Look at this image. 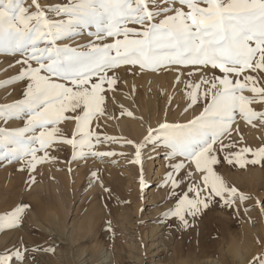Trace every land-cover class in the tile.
<instances>
[{"label":"snow or ice","instance_id":"snow-or-ice-1","mask_svg":"<svg viewBox=\"0 0 264 264\" xmlns=\"http://www.w3.org/2000/svg\"><path fill=\"white\" fill-rule=\"evenodd\" d=\"M82 32L94 39L59 43ZM0 53L12 57L0 71L17 69L0 80V87L25 82L22 99L0 104V120H23L22 127H0V162L20 160V170L31 171L58 140L72 146L73 159L113 155L92 151L93 137L97 143L101 139L90 126L105 115V86L110 91L118 86L117 69L189 67V77L200 76L185 84L183 111L201 101L202 109L183 122L165 118L147 129L135 145L141 189L146 186L142 149L151 143L154 152L157 146L163 148L168 169L164 185L175 201L162 215L178 226L188 227V217L195 219L211 206L230 208L237 199L249 198L229 185L218 169L224 163H264V143L255 149L237 147L231 137L237 116L253 127L256 121L264 125V86L258 84L264 79V0H66L46 6L39 0L27 6L24 0H0ZM256 101L261 102L260 110L251 107ZM120 114L133 115L127 109ZM61 122H74L71 138L59 127ZM26 207L20 204L0 213V230L21 225ZM13 258L22 260L23 251L5 250L0 264H11ZM254 260L264 264V254Z\"/></svg>","mask_w":264,"mask_h":264},{"label":"rangeland","instance_id":"rangeland-1","mask_svg":"<svg viewBox=\"0 0 264 264\" xmlns=\"http://www.w3.org/2000/svg\"><path fill=\"white\" fill-rule=\"evenodd\" d=\"M65 2L66 0H39L42 6ZM24 3L27 6L31 0H24ZM50 18L55 17L50 14ZM93 39L94 37L82 32L71 40H62L59 43L86 44ZM106 42H111V40L107 39ZM11 59L12 57L0 53V69H3ZM121 66L128 67L130 65ZM121 66L117 69L118 75ZM135 67L138 69L136 73H140L139 66ZM184 68L188 69V67ZM166 69L164 68V70ZM16 70V67H12L7 71H0V80L12 75ZM189 71L192 69L189 68L185 77L188 76ZM216 72L219 74V70ZM208 74L211 73L208 72ZM249 74L256 75L255 73ZM189 79L199 80L196 77L188 76L186 82ZM258 84L264 86V79L259 80ZM24 87V81H16L0 87V104L12 103L22 99ZM105 88L107 90L106 86ZM245 94L251 95L250 92ZM195 106L198 108L196 113L198 114L202 109L203 102L201 101L199 106ZM251 107L260 110L261 102H254ZM95 120L97 119H93L90 127L94 132L98 134L100 132L101 142L97 143L93 137L92 151L112 152L113 155L101 157L87 154L82 158L73 159L72 146L58 140L53 147L48 149V157L37 163L31 171L27 168L20 170L22 165L20 160L0 162V213L10 211L20 204L27 206L21 217V225L10 230H0V254H3L5 250L14 252L16 248H20L24 253L22 260L13 258L11 264H43L46 262L47 264H56L57 261H55L54 256L58 253V249L57 247L53 248V246L58 240H56L54 227L51 224L48 226L47 219L48 215L52 216L58 212L59 200L57 199L60 197L65 201L69 210L66 216L68 225L73 223L76 218L84 217L86 213L98 217L104 207L110 206L108 209L115 219L116 217L117 220L125 217V225L128 230H123L124 227L114 230L116 232H113L115 239L123 241L124 238L127 240L132 238L131 241L136 243L138 239H144V235L156 234L153 238L155 242L153 241L152 248H150L152 252L149 253L145 249L142 264H150L152 259L154 262L160 259L165 262L171 261L169 264H213L219 254L218 240L229 233L241 238L244 236L243 239H246L247 243L254 242V250L243 264H258L254 258L258 254H264V163H248L243 167L222 164L218 171L225 180L229 185L236 187L239 192L248 194L249 198L243 202L237 199L230 208L221 207L219 204L211 206L202 214L197 215L195 219L188 217V227L178 226L176 220L162 215L175 204L174 199L167 195L168 187L164 185L165 173L168 169L165 167L163 148L157 146L156 151L154 152L152 149L149 155L146 154L148 150L145 148L147 146L152 147L151 143L142 149L143 179L146 186L141 189V165L135 162V156L132 158V155L129 154L123 137L116 135L115 141H104L103 138L107 131ZM254 123H256V127L247 122L245 125L239 123L241 126H237V124L235 126L237 129L234 127L235 130H233L231 137L232 140L236 141L237 147L248 146L255 149L264 143V125L260 124L259 121ZM22 126L23 120L19 118H12L7 121L0 120V127L17 128ZM59 127L67 137L71 138L75 127L74 122H61ZM69 128L72 129L69 130ZM241 137H243L242 140ZM38 155L42 156L43 152L38 153ZM246 156L248 160L252 159L251 153L246 154ZM161 159L163 162L162 171L155 174ZM92 172L97 175L93 177ZM59 180L62 181L61 184L57 182ZM150 190L154 191L152 201L147 198ZM81 199L83 200L81 201ZM136 201L139 203L137 208L134 205ZM69 203L70 205H68ZM129 222L133 223V226L128 227ZM228 222L232 225L230 228ZM42 225H47L49 229ZM147 238H145L147 243L143 240L146 245L150 244V238ZM223 241L226 245V238ZM49 247L53 250H44ZM163 247H166V250ZM65 248L63 245L59 253L65 254L64 252H66L67 254ZM159 249H163L162 253ZM165 251L168 252L166 255ZM207 260L210 261L207 262ZM226 264L233 263L227 262Z\"/></svg>","mask_w":264,"mask_h":264},{"label":"bare ground","instance_id":"bare-ground-1","mask_svg":"<svg viewBox=\"0 0 264 264\" xmlns=\"http://www.w3.org/2000/svg\"><path fill=\"white\" fill-rule=\"evenodd\" d=\"M136 70L138 69H136L135 66H121L118 75L120 77L118 81L119 85L114 91L106 90L105 115L100 117L98 120H95V122L98 121L100 125L105 127L107 133L104 136L116 137L117 135L118 137H123L124 142L127 140H132L134 142L133 144H127L125 142L126 149L129 151V154L132 155V158L135 156V145L140 143L144 136L147 135V129L150 126L153 128L156 127L157 124L159 122H163L165 118H167V120L170 122H183L187 119H191L198 111V108L195 105L191 108H188L187 112L183 111L184 108L187 107L185 84L186 77L188 76L185 77V73L189 70V67L187 69L184 67L171 66L166 70L141 69V71L139 70L140 73H136ZM178 75L180 76L179 81L176 79ZM199 76V73L193 74V78L196 77L199 79ZM245 93H248L247 90ZM122 109H127L128 111L132 112L133 115L122 116L120 114ZM239 123L245 125V122L239 116H237L232 125L233 130H235V126L237 124V126H241ZM247 127L249 128L250 126ZM71 129L69 128V130ZM145 149L148 150L146 154L149 155L153 149V146H147ZM162 168L163 162L161 159L159 161V165H157L155 174L161 172ZM57 182L60 183L62 181L59 180ZM76 196L78 197V195ZM147 198L149 201L154 199L153 190H150ZM57 200H59V204H57L59 205L58 212H55L56 214L54 213L52 216L48 215V222L46 221L48 226L51 224V226L54 227V232L57 236L56 240H58L56 245L53 246V248L57 247L58 249V253L54 256V258H56L55 261H57L56 264H142L145 249L149 253L152 252L150 248H152L151 246L155 242L153 238L156 234L154 235L152 233L144 235V239L137 240L138 244H136L137 242L135 243L134 241H131L132 238H128V240L124 238L126 240L123 239V241L121 239H115L116 237L113 236L114 230H119L118 228L123 227V230H127V226L125 225L126 222L124 220V216L123 219L117 220V217L115 219V217L111 214V211L108 209L110 206L108 208L102 207L103 211L98 217H93L91 213H84V217H79L78 219L76 218L77 220L75 219L73 223L68 225V222L66 221V216L68 215L67 211H69L68 207L61 197ZM82 200L83 199H81V201ZM137 201L134 204L136 205V208L139 206ZM70 203L68 205H70ZM128 224L127 225L129 227L133 223L129 222ZM42 226L46 229H49L47 225ZM231 226V223L228 222V227L230 228ZM125 235L128 234L125 233ZM243 237L241 238L229 233L224 237L227 240L226 245L223 241L224 238H221V240L219 239L217 242L219 254L217 255L213 264H226L227 262H231L233 264H243L246 259L250 257L252 251L254 250V242L247 243L246 239L244 240ZM145 238H150V244L146 245L147 242L145 241ZM63 245L66 247L65 249L67 254L66 252H64L65 254L59 253L61 252L60 250ZM159 250L161 251L160 253H162L163 249ZM164 250H166V247ZM167 253L168 252L165 251V255ZM39 257L41 256L39 255ZM152 260L150 261V264H169L171 262L161 261V259L155 262ZM208 261L210 260H207V262ZM43 264H47V262Z\"/></svg>","mask_w":264,"mask_h":264}]
</instances>
